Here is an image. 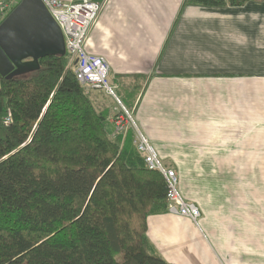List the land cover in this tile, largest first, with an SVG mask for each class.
<instances>
[{
    "label": "crops",
    "instance_id": "obj_1",
    "mask_svg": "<svg viewBox=\"0 0 264 264\" xmlns=\"http://www.w3.org/2000/svg\"><path fill=\"white\" fill-rule=\"evenodd\" d=\"M95 1L104 5L85 48L107 59L117 97L178 171L185 196L194 197L185 171L217 170V150L229 155L219 169L245 170L237 186L231 174L228 210L198 198L201 234L217 240V264H264V0L217 7L185 0ZM93 90L92 99L109 114L110 134L124 141L133 132L114 128L118 104ZM253 170L262 171L255 184ZM256 186L260 193L251 192ZM148 223L149 238L170 262L165 253L174 241L196 232L191 219L168 211L149 216ZM180 255L186 263L206 264L195 251L189 259Z\"/></svg>",
    "mask_w": 264,
    "mask_h": 264
},
{
    "label": "trees",
    "instance_id": "obj_2",
    "mask_svg": "<svg viewBox=\"0 0 264 264\" xmlns=\"http://www.w3.org/2000/svg\"><path fill=\"white\" fill-rule=\"evenodd\" d=\"M75 67L67 53L48 55L37 70L0 77V264H177L148 236L149 216L168 211L163 174L133 133L110 134Z\"/></svg>",
    "mask_w": 264,
    "mask_h": 264
},
{
    "label": "built area",
    "instance_id": "obj_3",
    "mask_svg": "<svg viewBox=\"0 0 264 264\" xmlns=\"http://www.w3.org/2000/svg\"><path fill=\"white\" fill-rule=\"evenodd\" d=\"M21 0H0V14L7 15ZM52 16L59 24L66 43V53L70 61H75V73L78 80L91 89H104L108 94H113L118 100L116 112L112 123L119 131L132 129L134 143L142 153L146 165L161 172L167 184L168 211L179 214L198 223L201 210L195 202L187 201L179 187V176L176 170L169 167L160 157L157 148L145 134L129 109L117 97L112 86L107 80L110 65L106 58L87 52L85 43L88 34L96 22L101 5L94 0L64 1L42 0ZM4 121H12V113L4 116ZM123 131V132H124Z\"/></svg>",
    "mask_w": 264,
    "mask_h": 264
},
{
    "label": "water",
    "instance_id": "obj_4",
    "mask_svg": "<svg viewBox=\"0 0 264 264\" xmlns=\"http://www.w3.org/2000/svg\"><path fill=\"white\" fill-rule=\"evenodd\" d=\"M66 54L64 34L42 0H21L0 23V77L40 68V59Z\"/></svg>",
    "mask_w": 264,
    "mask_h": 264
},
{
    "label": "rangeland",
    "instance_id": "obj_5",
    "mask_svg": "<svg viewBox=\"0 0 264 264\" xmlns=\"http://www.w3.org/2000/svg\"><path fill=\"white\" fill-rule=\"evenodd\" d=\"M97 2H99V1H97ZM99 3L101 5L100 11H99V13H100L104 4H103V2H99ZM99 13H98V16H99ZM7 15H1L0 14V23L6 18ZM107 80L110 83V85L112 86L113 91L120 96V94H119L120 92L113 85L114 81L111 79V74L108 75ZM90 89L91 88H89L88 90H90ZM93 91L99 92L100 94L98 93V95H101L103 92L106 93V94H103L104 95L103 97H101V96L97 97L98 99L102 100L104 98L108 104H114V105L119 104L116 97L113 94H108L104 89H97V90H93ZM122 99L126 102V99L124 97H122ZM123 104L129 109V112L131 113L130 115L134 117V113L131 111L130 106L126 105L124 102H123ZM95 106L98 110H102V108L99 107L98 104L95 103ZM115 112H116V107H115L114 114H115ZM114 114L111 117V121H112ZM136 123L138 124L140 129L143 131V129L141 128L139 123L137 121H136ZM112 124H113L114 128L116 129L114 123H112ZM117 131H119V130H117ZM123 131H119V132L124 133ZM133 135H134V132H133ZM133 142H134V137H133ZM216 156H217V170H215V171H212V170L192 171L193 172L192 175L190 174V171H185V173H187V176H189L187 178L190 180H193L191 185H192V190H193L195 198L193 197V199H189L185 196V194L183 192L182 193L185 196L187 201L190 202L192 200V202H195L199 208L201 205H198L200 203L198 198L200 196H203L206 201L211 200L212 203L217 201V211L228 210V208H229V197H230V192H231V182H230L231 174H233V178H232L233 184H234V186H237V183L235 180H237V177L244 175L245 170H238L237 173L236 172L232 173V171L229 169H227V170L226 169H219L220 163L227 162L229 160V158H228L229 155L225 154V153H220L219 150H217ZM210 157L212 158V157H214V155L210 156ZM169 167H172V166H169ZM261 172L262 171L253 170V175H252V176H254L253 177V179H254L253 184L256 183L257 178L259 179ZM176 173L179 176L177 170H176ZM180 182H181V178L179 177V187H181ZM235 189L237 190V187H235ZM256 189H258V190H254V191L251 190V192H254V193H260L261 192V190L259 189L258 186H256ZM242 192L244 193L245 191L240 190V193H238V192L237 193L241 194ZM215 196H216V198H214ZM211 202H209V205L211 204ZM169 213H171V212H169ZM184 217H186V216H184ZM217 220H218V218H217ZM194 224L196 225L195 226L196 232H191L190 233L191 237H189V238L183 237V238H179V239L175 240L174 242H176L177 244H174L170 248V250L165 253L166 257L169 260H171V262H175L178 264H191V261L189 263H186L187 261L180 255V253H185L186 259H189L190 258L189 252H191L193 255V251H195V253L199 256L196 259L204 260V262L206 264H217V240L211 235L206 234L208 236V239H207L203 234H201L200 228L204 229V226L202 225L200 220H198V223H194ZM204 230H203V232L205 233L206 230L205 231ZM221 242H223V243L227 242L226 245H228L227 239H223V241H221Z\"/></svg>",
    "mask_w": 264,
    "mask_h": 264
},
{
    "label": "bare ground",
    "instance_id": "obj_6",
    "mask_svg": "<svg viewBox=\"0 0 264 264\" xmlns=\"http://www.w3.org/2000/svg\"><path fill=\"white\" fill-rule=\"evenodd\" d=\"M80 82V81H79ZM81 83V82H80ZM82 84V83H81ZM82 85H84V84H82ZM87 89H89V87H87L86 85H84Z\"/></svg>",
    "mask_w": 264,
    "mask_h": 264
}]
</instances>
